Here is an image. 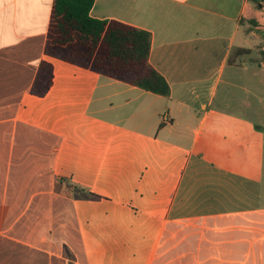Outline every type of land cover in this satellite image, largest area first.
Segmentation results:
<instances>
[{
	"label": "crops",
	"instance_id": "crops-1",
	"mask_svg": "<svg viewBox=\"0 0 264 264\" xmlns=\"http://www.w3.org/2000/svg\"><path fill=\"white\" fill-rule=\"evenodd\" d=\"M51 6L0 0V264H264V0H94L168 95L46 55Z\"/></svg>",
	"mask_w": 264,
	"mask_h": 264
},
{
	"label": "trees",
	"instance_id": "trees-1",
	"mask_svg": "<svg viewBox=\"0 0 264 264\" xmlns=\"http://www.w3.org/2000/svg\"><path fill=\"white\" fill-rule=\"evenodd\" d=\"M94 0H52L44 44L46 55L142 89L168 95L166 80L148 63L150 33L129 24L91 15ZM53 68L38 67L30 92L44 96Z\"/></svg>",
	"mask_w": 264,
	"mask_h": 264
},
{
	"label": "rangeland",
	"instance_id": "rangeland-1",
	"mask_svg": "<svg viewBox=\"0 0 264 264\" xmlns=\"http://www.w3.org/2000/svg\"><path fill=\"white\" fill-rule=\"evenodd\" d=\"M230 71H233V72L237 71L238 74L240 73V71L238 69H235L234 67L233 68L232 67H228L226 69V75ZM224 75H225V73H224ZM224 89H225V86L223 84H220V88L218 90L217 98L214 101L215 105H217V103H220L221 101L224 100V101H227V103H228V106H229L228 109L239 111L241 109V107H242V103L235 96L233 98H224L223 99V95L225 93ZM230 90L232 91L231 93H233V94L236 93V95H238L239 97L244 96L243 93H242V90H240L238 88L232 87V88H230ZM262 117H263L262 120L264 122V115ZM263 170H264V164H263ZM263 175H264V172H263Z\"/></svg>",
	"mask_w": 264,
	"mask_h": 264
},
{
	"label": "built area",
	"instance_id": "built-area-1",
	"mask_svg": "<svg viewBox=\"0 0 264 264\" xmlns=\"http://www.w3.org/2000/svg\"><path fill=\"white\" fill-rule=\"evenodd\" d=\"M163 119L165 120V119H167V118H164V117H163Z\"/></svg>",
	"mask_w": 264,
	"mask_h": 264
}]
</instances>
